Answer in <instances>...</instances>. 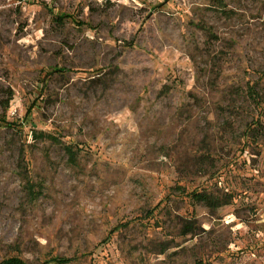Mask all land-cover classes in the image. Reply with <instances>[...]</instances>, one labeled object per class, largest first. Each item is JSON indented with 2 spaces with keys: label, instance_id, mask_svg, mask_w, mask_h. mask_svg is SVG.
<instances>
[{
  "label": "rangeland",
  "instance_id": "obj_1",
  "mask_svg": "<svg viewBox=\"0 0 264 264\" xmlns=\"http://www.w3.org/2000/svg\"><path fill=\"white\" fill-rule=\"evenodd\" d=\"M263 235L264 0H0V262L264 264Z\"/></svg>",
  "mask_w": 264,
  "mask_h": 264
},
{
  "label": "trees",
  "instance_id": "obj_2",
  "mask_svg": "<svg viewBox=\"0 0 264 264\" xmlns=\"http://www.w3.org/2000/svg\"><path fill=\"white\" fill-rule=\"evenodd\" d=\"M68 154L70 155V158H74V152L72 150H68ZM191 198H193L194 200H196L197 202H204L206 203L208 206H213L214 202L211 201V199L206 196L203 193H192L191 194ZM193 228H195L192 224H189L188 226H184L183 228V233L182 234H186L185 231H191L193 230ZM64 262H68L67 260H57V259H53L50 262L44 263V264H61ZM0 264H25L23 261H21L20 259L17 258H9L7 260H4L2 262H0Z\"/></svg>",
  "mask_w": 264,
  "mask_h": 264
},
{
  "label": "built area",
  "instance_id": "obj_3",
  "mask_svg": "<svg viewBox=\"0 0 264 264\" xmlns=\"http://www.w3.org/2000/svg\"><path fill=\"white\" fill-rule=\"evenodd\" d=\"M264 236V235H263Z\"/></svg>",
  "mask_w": 264,
  "mask_h": 264
}]
</instances>
